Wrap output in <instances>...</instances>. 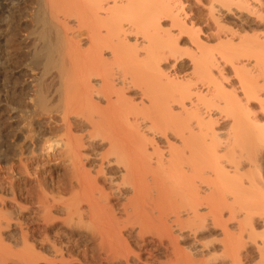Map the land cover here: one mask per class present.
I'll use <instances>...</instances> for the list:
<instances>
[{"label": "bare ground", "instance_id": "obj_1", "mask_svg": "<svg viewBox=\"0 0 264 264\" xmlns=\"http://www.w3.org/2000/svg\"><path fill=\"white\" fill-rule=\"evenodd\" d=\"M45 1L0 34V104L41 56L63 88L0 123V264H264V0Z\"/></svg>", "mask_w": 264, "mask_h": 264}, {"label": "rangeland", "instance_id": "obj_2", "mask_svg": "<svg viewBox=\"0 0 264 264\" xmlns=\"http://www.w3.org/2000/svg\"><path fill=\"white\" fill-rule=\"evenodd\" d=\"M6 3H8L7 0H5L4 4L6 5ZM12 10L13 15L11 18L16 19L21 28L27 26L30 27V29L37 28L39 31L42 29V25L41 23H38V20L41 21L44 18H49L48 3L46 1L44 2V0H21L18 5L13 7ZM7 16V14L1 16L0 34L2 30L4 31L6 23L11 20V18H8ZM20 38L23 40L26 39V34H20ZM32 38L36 39L37 34ZM45 41H36L37 47L40 50H42V45ZM24 51L26 52L27 49H24L23 52ZM38 62L39 63H36L35 65H31L29 62H21L19 69L13 72L17 74L19 73L21 77L15 86L16 90L14 94L11 96L12 104H9V102H2L0 104V123L3 124V129L11 132L15 138H18L19 140L24 139V137L30 133L31 129H37V127L40 126V119L38 116L39 110L36 109V106H34L33 102L30 100V90L32 86L36 85V88H38L40 85L44 94L47 96V100H49L48 103H51V105L58 104L63 93L61 85L62 80L58 71L54 69L50 72V74H45L44 58L41 56V59ZM28 66L31 67L28 68ZM5 72H7L6 75H10L11 70L8 69ZM2 86L3 85H1L0 88L1 96L2 94L5 95V93L8 95L10 91L7 86ZM36 140L37 146L40 147L44 144L42 136L40 138H36ZM25 144V156H28V151L31 150L32 147L25 141L16 145L14 148V154H17L20 147ZM2 165L5 166V164ZM49 166H52V163ZM58 171V168H54V172ZM261 230L262 229H260L259 234L262 233Z\"/></svg>", "mask_w": 264, "mask_h": 264}]
</instances>
